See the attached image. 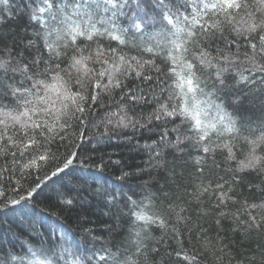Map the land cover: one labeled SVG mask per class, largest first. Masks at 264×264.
<instances>
[{
  "label": "snow or ice",
  "instance_id": "obj_1",
  "mask_svg": "<svg viewBox=\"0 0 264 264\" xmlns=\"http://www.w3.org/2000/svg\"><path fill=\"white\" fill-rule=\"evenodd\" d=\"M14 19L25 27L5 31ZM127 129L157 137L150 167L179 158L169 191L146 182L135 200L116 183L151 175L101 151ZM57 182L56 227L40 231L33 202ZM96 205L111 224L92 220ZM10 213L31 232L0 243V264H264V0H0V218Z\"/></svg>",
  "mask_w": 264,
  "mask_h": 264
},
{
  "label": "trees",
  "instance_id": "obj_2",
  "mask_svg": "<svg viewBox=\"0 0 264 264\" xmlns=\"http://www.w3.org/2000/svg\"><path fill=\"white\" fill-rule=\"evenodd\" d=\"M6 15V13H5ZM25 27V20L23 19H14L10 22L8 28L5 31H20ZM246 107L250 108L251 111L247 113V115L252 116L254 112L258 109V104L246 105ZM125 133L128 137H131V140L125 138L123 135L120 137H114L110 147L101 148L102 152H107L112 156L113 160H121L124 162L126 171H134L137 167L144 168L145 172H150L151 175H142L140 173H136L135 176L129 177L127 181H116V177L120 174L118 168L115 166L108 164V166L104 169L102 176L104 179L109 181L108 187L112 186V182L116 181L117 184L124 183L126 186L124 187V193L128 196H131L135 200H139L144 194V188L138 187V185L143 186L146 182L151 185V191L155 195L157 193V189L163 188L164 191H169V188L166 185L165 177L172 175V170L175 169L177 172L181 170L179 158H174L173 155L165 153V161L164 166L160 168H152L150 167L149 161V152L145 149V145H150L152 140L157 139V137L151 133L144 131L143 129H137L135 131V135H133L132 129L125 130ZM138 142L139 148H132L131 144H136ZM128 145L129 147H125ZM89 155H99V153H89ZM107 156L105 157V161L107 162ZM95 171V170H94ZM100 183H103V179L99 180ZM60 188V182H57L51 185L49 188L45 189L44 194L37 198L35 203L40 210H44L45 212V220L43 227H41L40 219L41 217L37 215L35 219V226L43 231L45 227L51 226L56 227L53 223L55 217L59 214L60 208L57 206V192L56 189ZM119 191V189H118ZM133 192L136 195H133ZM95 203V202H94ZM102 207L100 205H96L92 212L95 213L92 215V220L95 222L103 221L105 224H111L110 220H107L102 215ZM72 219H69V214L67 212L61 217V219L66 220L67 223L72 227L73 230H76L77 225L74 223L75 213L71 214ZM95 226V225H94ZM21 229L24 230L25 233H30L31 229L28 226L27 218L21 217L17 219V215L9 214L6 217L0 218V243L6 245L9 249H11L13 243H18L16 240V236L20 233ZM121 231V229H117V232ZM98 235H104L107 240L119 241L120 237L113 233L112 236H108L106 233L98 232ZM155 235H159V232H155ZM235 238V237H234ZM11 241V243L9 242ZM261 243H264L262 241ZM257 245V240L255 237L252 238L250 242H245L240 245V247L244 250V255L256 254L255 249ZM249 249L252 252H249ZM260 257L257 254V260ZM211 261V258H209Z\"/></svg>",
  "mask_w": 264,
  "mask_h": 264
}]
</instances>
